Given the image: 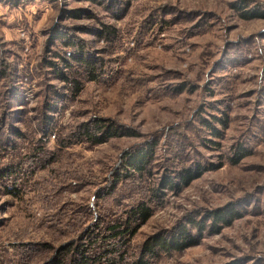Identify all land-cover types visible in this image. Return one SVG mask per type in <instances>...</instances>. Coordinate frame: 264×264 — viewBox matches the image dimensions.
<instances>
[{
  "label": "rangeland",
  "instance_id": "rangeland-1",
  "mask_svg": "<svg viewBox=\"0 0 264 264\" xmlns=\"http://www.w3.org/2000/svg\"><path fill=\"white\" fill-rule=\"evenodd\" d=\"M108 1L0 0V264H71L83 235L139 202L152 211L129 260L184 227L186 247L151 264H264V18L241 17L264 0ZM97 124L118 136L93 145ZM148 147L145 173L117 181ZM196 166L210 170L180 185ZM228 209V224L205 219Z\"/></svg>",
  "mask_w": 264,
  "mask_h": 264
},
{
  "label": "trees",
  "instance_id": "trees-1",
  "mask_svg": "<svg viewBox=\"0 0 264 264\" xmlns=\"http://www.w3.org/2000/svg\"><path fill=\"white\" fill-rule=\"evenodd\" d=\"M108 3H110V1H108ZM239 3H235L234 7L237 8V5L239 4L240 6H238V8L243 10L248 5V1L245 0H241ZM108 7H111V5H108ZM79 13V10L73 11L72 16L77 17ZM241 17L245 20H250L253 18H264V9H261L259 6H257L256 8L242 11ZM99 35L108 39L114 37L115 30L105 27L104 30L99 33ZM62 61L67 68L70 67L67 61H64L63 58ZM83 63L84 64L82 66H84L85 68V72L87 73V76L89 78L88 80L94 81L96 79V73L94 71L95 64L87 60H84ZM50 64L51 67H54L58 70L55 63ZM58 76L61 77L62 80L69 85V88L73 93H79L81 88L80 83H78L74 78L66 77V75L63 74L61 70L59 71ZM46 107L48 108V105H46ZM103 127H105V125ZM103 127L102 125L98 124L93 125L94 132L90 133L87 129L83 133L84 137L93 145H98L106 142V140L110 137L118 136L119 130L117 127L115 128L112 124L108 125L106 126V131L104 130V132L102 133L101 130ZM209 127L212 128L210 125ZM151 151L152 147H148L147 150L138 149L131 155H128L126 157L127 167H124V169H122V172L116 174L117 181L123 178V175L129 176L127 175L129 172L142 176L145 173L144 168L151 158ZM246 152V149L237 147L236 156L232 163H237V161H239L242 156L246 155ZM207 170L210 169H201L199 166H196L194 169H187L184 171L180 170L177 173L178 181H180L179 184L186 187L194 179L198 178L204 171ZM166 182L169 184L172 183L170 180L169 182ZM170 186L171 188H177L178 185L176 183L170 184ZM112 190H114V188ZM155 195L158 194L156 193ZM151 211V207L148 206L147 203L139 202L129 207L125 211V219L119 220L117 222L110 221L106 223L104 227H100L99 230H97L99 228V225H95L91 229L92 234H89L85 239L83 235V237L80 239L81 245H78L72 251L74 257L71 261V264H116L120 261H124L126 264H151L150 257L153 256L154 258H156L158 256L155 253L156 250L169 252L171 250H181L182 248L186 247V244H184V242L186 241L188 234L185 233L187 231L184 227H180L175 232V235L170 236L171 239H169L168 241H166L159 235H155L145 240L142 243L139 256L137 258H134L133 260L128 259L127 246H123L129 244L125 242L126 235L131 236L134 233V228L138 224H144L150 218ZM236 215L237 214H235L230 209L224 212L222 210H213L207 212V214L205 215V219L212 218V227L213 229H215L217 226L216 224L220 222L228 224L232 220L231 218L235 217ZM188 223H191V225L193 226H197L199 231H202L204 229V226L200 222H195L194 219L189 218ZM146 256H148V258ZM47 264H64V262L60 260L59 257H57L55 262H48Z\"/></svg>",
  "mask_w": 264,
  "mask_h": 264
}]
</instances>
